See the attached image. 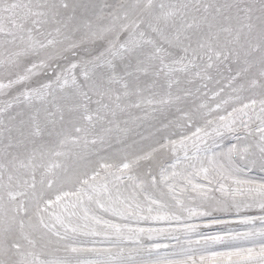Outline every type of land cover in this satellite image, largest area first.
<instances>
[{
    "label": "snow or ice",
    "instance_id": "obj_1",
    "mask_svg": "<svg viewBox=\"0 0 264 264\" xmlns=\"http://www.w3.org/2000/svg\"><path fill=\"white\" fill-rule=\"evenodd\" d=\"M0 264H264V0H0Z\"/></svg>",
    "mask_w": 264,
    "mask_h": 264
}]
</instances>
